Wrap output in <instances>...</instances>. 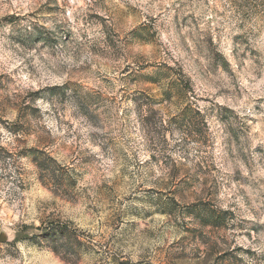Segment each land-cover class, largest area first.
I'll return each mask as SVG.
<instances>
[{
	"label": "rangeland",
	"instance_id": "374dc122",
	"mask_svg": "<svg viewBox=\"0 0 264 264\" xmlns=\"http://www.w3.org/2000/svg\"><path fill=\"white\" fill-rule=\"evenodd\" d=\"M0 264H264V0H0Z\"/></svg>",
	"mask_w": 264,
	"mask_h": 264
},
{
	"label": "water",
	"instance_id": "95a60500",
	"mask_svg": "<svg viewBox=\"0 0 264 264\" xmlns=\"http://www.w3.org/2000/svg\"><path fill=\"white\" fill-rule=\"evenodd\" d=\"M2 240L4 239V238H1Z\"/></svg>",
	"mask_w": 264,
	"mask_h": 264
}]
</instances>
